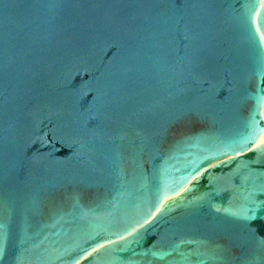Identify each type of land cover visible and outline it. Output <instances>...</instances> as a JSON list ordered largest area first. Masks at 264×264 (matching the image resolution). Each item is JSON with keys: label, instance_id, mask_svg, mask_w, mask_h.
Masks as SVG:
<instances>
[{"label": "water", "instance_id": "obj_1", "mask_svg": "<svg viewBox=\"0 0 264 264\" xmlns=\"http://www.w3.org/2000/svg\"><path fill=\"white\" fill-rule=\"evenodd\" d=\"M264 0H0V264H264Z\"/></svg>", "mask_w": 264, "mask_h": 264}, {"label": "bare ground", "instance_id": "obj_2", "mask_svg": "<svg viewBox=\"0 0 264 264\" xmlns=\"http://www.w3.org/2000/svg\"><path fill=\"white\" fill-rule=\"evenodd\" d=\"M264 144V135L262 136V138L258 141L257 146Z\"/></svg>", "mask_w": 264, "mask_h": 264}]
</instances>
